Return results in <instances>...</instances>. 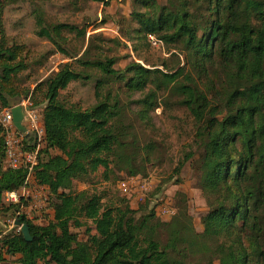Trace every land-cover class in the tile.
Listing matches in <instances>:
<instances>
[{"label": "trees", "instance_id": "16d2710c", "mask_svg": "<svg viewBox=\"0 0 264 264\" xmlns=\"http://www.w3.org/2000/svg\"><path fill=\"white\" fill-rule=\"evenodd\" d=\"M94 1L109 5V0ZM4 8L0 0V110L28 97L41 109L47 143L36 180L57 198L47 224L35 223L25 214L17 216L29 224L33 240L26 241L22 232L6 234L0 241L8 255H20V264H264V0H167L166 4L133 0L127 20L137 26L126 32L127 39L154 46L149 39L153 34L171 56L181 50L178 55L186 59L184 66L163 62L165 70L136 61L117 69V58L94 44L95 36L81 55H73L64 46L68 40L64 34L85 37V29L47 23L38 12L36 35L77 65L62 64L34 88L21 80L30 65L27 50L23 44L10 43ZM114 41L122 43L120 38ZM96 74L93 106H70L61 99L71 82L88 81ZM115 78L126 81L129 91H147L136 101L142 106L137 115L145 123L164 95L165 105L175 97V103L192 116L193 143L174 174L179 177L176 183L182 182L181 171L195 156L194 146L202 149L192 162L209 209L202 218L203 232L196 230L182 191L176 193L182 200L180 211L162 220L154 208L148 210L147 202L137 209L125 198L106 205L102 194L73 189L75 181H84L101 167L111 170L112 163L121 170L127 162L129 176L142 172L129 165L134 158L130 150L139 141L124 127L118 95L107 88ZM21 134L25 149L32 148L36 135ZM5 156L0 123L1 207L4 193L20 189L28 174L24 167L6 166ZM23 202L27 201L11 203L4 210L19 211ZM87 221L95 232L87 229L88 238L82 240L73 228Z\"/></svg>", "mask_w": 264, "mask_h": 264}, {"label": "rangeland", "instance_id": "374dc122", "mask_svg": "<svg viewBox=\"0 0 264 264\" xmlns=\"http://www.w3.org/2000/svg\"><path fill=\"white\" fill-rule=\"evenodd\" d=\"M5 8L3 12V23L10 43L23 44L27 50L29 68L21 74V80L25 86H34L54 74L64 63L77 65L74 59L58 52L53 43L45 38L36 35V15L41 12L47 23H69L85 29V37H79L75 33H65L68 40L64 44L67 50L73 55H81L88 47L92 36H95L94 44L102 45L104 53L117 58L115 67L125 69L131 62L136 61L149 68L164 69L162 65L166 62L170 67L184 66L186 59L179 56L181 50L176 51V56H171L169 49L164 46H152L145 42L133 43L128 40L126 32L133 29L137 24L129 23L130 13L133 10V0H109V5L94 0H2ZM166 4L167 0H158ZM132 34V33H131ZM105 41L102 42L99 37ZM120 38L122 43L114 41ZM174 52V51H173ZM180 57V58H179ZM96 74L88 81H73L61 92V99L67 105H78L82 108H90L97 102ZM107 88H110L113 95H118L119 105L124 112V127L138 136L139 143H136L130 150L134 158L130 161V167L142 170L132 185L136 191L129 196L120 189L122 181L129 178L128 163L126 169L117 168L116 163L111 164V170L105 171L101 167L97 172L91 174L84 181H75V191L87 190L90 193H99L104 196L106 205H117L121 198L135 209L140 204L147 202L148 210L155 209L157 216L164 220L176 215L182 204L181 196L177 191L184 192L188 197L187 208L193 217L195 228L203 232L202 218L208 212V205L202 190L199 188V171L193 168L202 152L194 146L195 156L187 162L181 171L182 182L176 183L179 178L174 174L178 161L184 156L188 145L193 143L196 124L183 106H178L172 97L165 105L163 92H160L159 107L150 110V119L145 123L137 115L141 109L138 99L145 97L146 92L129 91L126 81L111 79ZM19 104V103H18ZM40 115L41 109L39 110ZM24 123L29 127L28 123ZM131 137V136H128ZM54 154L59 153L53 151ZM46 207L42 209V219H32L38 224H47L54 213V203L57 198L53 193L48 194ZM24 201L25 198H24ZM5 207L11 202L4 198ZM20 202V201H14ZM0 206V238L6 234H17L21 228L15 225L17 211L11 209L5 211ZM19 210L30 211L31 200L23 202ZM31 212V211H30ZM28 213H26L27 215ZM141 212L137 213L140 216ZM30 217V216H29ZM94 233V224L87 221V224L80 228H73L80 239L88 238L87 229ZM20 255L10 256L2 247L0 241V264H20ZM53 264V263H51ZM218 264V263H217Z\"/></svg>", "mask_w": 264, "mask_h": 264}, {"label": "built area", "instance_id": "2783aa9c", "mask_svg": "<svg viewBox=\"0 0 264 264\" xmlns=\"http://www.w3.org/2000/svg\"><path fill=\"white\" fill-rule=\"evenodd\" d=\"M149 39L154 46H162L163 42L153 34H149ZM19 104L23 106L24 121H26L29 127L28 133L33 132L36 135V141L32 148L25 149L23 144L24 135L16 128L13 121L12 107L4 108L0 110V123L4 127L5 141H6V166L18 169L24 167L28 170V174L24 185L13 191H6L3 196L7 201L11 203H19L14 201H20L28 199L31 200L30 211L27 209L17 211V216L25 214L30 220L39 217L42 219V209L46 207L48 202V194L50 193L47 186L40 184L36 180V171L40 163L41 151L46 146V132L43 117H41L39 109L33 104L30 97L23 99ZM26 133V134H28ZM136 176H129L126 180L122 181L120 189L126 195H131L135 188H132L136 182ZM10 203V204H11ZM30 216V217H29Z\"/></svg>", "mask_w": 264, "mask_h": 264}, {"label": "water", "instance_id": "95a60500", "mask_svg": "<svg viewBox=\"0 0 264 264\" xmlns=\"http://www.w3.org/2000/svg\"><path fill=\"white\" fill-rule=\"evenodd\" d=\"M12 114H13V121L16 126V128L23 133H28V129L26 125L24 124V112H23V106L21 104H16L12 107ZM15 225L20 226L21 232L24 236V239L28 242L33 240V236L30 232V226L28 223L21 222L20 219L15 220Z\"/></svg>", "mask_w": 264, "mask_h": 264}]
</instances>
